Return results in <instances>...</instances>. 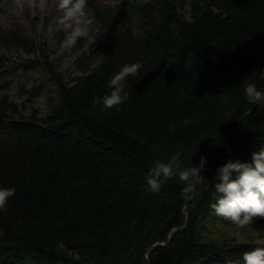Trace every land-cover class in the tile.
<instances>
[{
    "label": "trees",
    "instance_id": "16d2710c",
    "mask_svg": "<svg viewBox=\"0 0 264 264\" xmlns=\"http://www.w3.org/2000/svg\"><path fill=\"white\" fill-rule=\"evenodd\" d=\"M86 9L99 28L77 38L74 73L16 35L39 53L55 95L45 113L0 97V185L16 189L0 211V264H243L256 240L204 227L234 224L211 207V183L185 198L178 176L153 193L145 175L172 154L182 167L206 155L211 181L230 157L251 162L264 146V105L244 93L246 82L264 88V0H87ZM137 62L128 99L103 110L109 78Z\"/></svg>",
    "mask_w": 264,
    "mask_h": 264
},
{
    "label": "clouds",
    "instance_id": "9594fccd",
    "mask_svg": "<svg viewBox=\"0 0 264 264\" xmlns=\"http://www.w3.org/2000/svg\"><path fill=\"white\" fill-rule=\"evenodd\" d=\"M57 7L62 13L58 22L66 31V46L74 44L79 37L87 36L88 25L91 23L86 14L87 0H58ZM140 67L139 62L125 64L109 78L108 91L96 101L103 110L122 105L128 99L127 77L137 74ZM244 93L251 104L264 105V88H259L255 82H246ZM191 123V117L180 121L183 126ZM176 126L177 121L172 120L168 124V130L175 131ZM207 159L206 155H202L198 165L191 162L189 166L182 167L179 153H176L166 161H154L145 175L148 190L159 193L169 178L178 176L184 182L182 194L187 198L195 185L199 184L207 189L211 183L215 198L211 207L217 215L240 227L250 224L255 217H264V146L252 153L251 162L230 157L217 167L214 180L211 181L201 175ZM15 191L14 186L0 185V211H7L6 204ZM257 243L259 246L244 252L243 264H264V243Z\"/></svg>",
    "mask_w": 264,
    "mask_h": 264
},
{
    "label": "rangeland",
    "instance_id": "374dc122",
    "mask_svg": "<svg viewBox=\"0 0 264 264\" xmlns=\"http://www.w3.org/2000/svg\"><path fill=\"white\" fill-rule=\"evenodd\" d=\"M129 1L135 0H94V3L113 6ZM57 3L58 0H12L0 10V77L2 78L4 72L12 66L15 65L18 68L16 76H7L12 80L4 94L9 100L16 102L23 113H29L32 109H36L39 113H45L55 91L54 85L48 80L46 70L42 68L36 71L27 69V62L36 59L35 57L39 56V53L31 52L30 56H26L27 49L18 46L21 39L19 40V36L16 35L19 31L20 35L28 38L33 45L44 43L46 54L50 55L53 62L60 65L62 72L74 71L77 43L66 46L65 44L59 45L56 41V34L61 30L58 29L60 26L58 21L62 15ZM86 14L87 19L91 21L88 26L91 27V31L96 32L99 24L92 20L91 11L86 9ZM11 28L15 30H11ZM1 39L7 41L6 44ZM10 57L15 60L8 63ZM36 60L41 62L40 58ZM204 227L219 239L264 241V223L251 222L240 227L236 224H211L205 221Z\"/></svg>",
    "mask_w": 264,
    "mask_h": 264
}]
</instances>
